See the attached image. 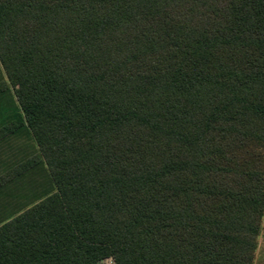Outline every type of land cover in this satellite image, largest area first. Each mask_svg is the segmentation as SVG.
I'll list each match as a JSON object with an SVG mask.
<instances>
[{
  "label": "trees",
  "instance_id": "1",
  "mask_svg": "<svg viewBox=\"0 0 264 264\" xmlns=\"http://www.w3.org/2000/svg\"><path fill=\"white\" fill-rule=\"evenodd\" d=\"M0 264H252L264 0H0Z\"/></svg>",
  "mask_w": 264,
  "mask_h": 264
},
{
  "label": "rangeland",
  "instance_id": "2",
  "mask_svg": "<svg viewBox=\"0 0 264 264\" xmlns=\"http://www.w3.org/2000/svg\"><path fill=\"white\" fill-rule=\"evenodd\" d=\"M3 74L0 69V79H2ZM100 264H112L110 260H105ZM252 264H264V226L262 223L260 233L256 240V248L254 251V257Z\"/></svg>",
  "mask_w": 264,
  "mask_h": 264
}]
</instances>
